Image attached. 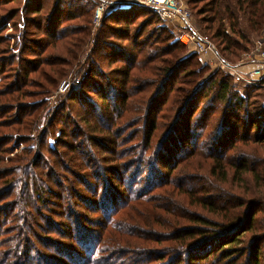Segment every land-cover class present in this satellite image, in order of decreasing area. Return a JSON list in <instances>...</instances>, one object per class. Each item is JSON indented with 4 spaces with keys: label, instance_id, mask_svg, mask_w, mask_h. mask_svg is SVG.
Segmentation results:
<instances>
[{
    "label": "trees",
    "instance_id": "trees-1",
    "mask_svg": "<svg viewBox=\"0 0 264 264\" xmlns=\"http://www.w3.org/2000/svg\"><path fill=\"white\" fill-rule=\"evenodd\" d=\"M14 1L22 3V0ZM0 2H3V7H6L9 0H0ZM188 2L190 6L204 3L203 7L196 9L194 16L202 27L199 26L201 31L209 39L216 40L214 44L219 54L227 56L223 53L226 51L235 56L240 55L241 51L245 53V42L250 41L251 36H262L264 34V0H189ZM55 5L56 15L59 14L58 21H75L84 17V26L80 30L91 32L90 28L92 29L93 23L88 20L91 10L84 9L76 14L70 13L71 9H67L62 0H55ZM24 7L25 5H19L17 12L3 10L5 12L2 16L4 29H10L9 22L12 21L13 24L10 23V26L16 30L12 36L15 55H21L24 41H27L26 37H23L27 31L25 17L23 16V13L26 12L23 11ZM44 8L42 5H36L31 9L38 16L42 14ZM61 9L65 12L60 15ZM135 13H138L137 16L132 17ZM141 14L152 15L154 20L157 19L155 29L149 31V24L146 25V29L144 26L141 28L142 32L156 37L154 44L149 45L153 50L152 54L144 56L146 46H139L138 40L132 43L131 52L128 53L131 60L126 61L125 68L120 70L123 78L120 79L118 85L111 86L115 89L123 88L124 92H121L119 96H115L114 91H111L108 95L104 90L95 92L101 100L110 101V98H113L115 100L114 106L122 107L119 114H116L115 107L109 110L110 126L99 128L101 132H104L106 144H96L97 148L104 146L103 153L107 151L113 153V160L107 158L109 160L107 163L115 166H110V168L97 167L95 162L89 161L86 156H81L78 144L63 142L65 146H62L60 138H67L68 134L66 132L68 130L72 131V126H55L56 129L51 126V119L54 117L53 121H55L57 112L61 109L65 113V109L70 107L68 100L73 101L76 98L75 93L78 87L81 90L83 88L89 89L84 81L92 80L97 83L99 77L106 80V74L97 71L99 58L96 61L89 60L90 66L88 69H83L84 74L79 72L76 78L74 77L68 100L61 102L54 108L49 120L46 114L49 107L43 109L46 106L44 107L42 103H33L29 106L21 102L37 93L40 95L43 93L44 97H49L54 93L49 92L50 89L42 87L45 86L44 83L28 77L30 73L41 70V67L45 64L43 58H39L36 63H28L31 66L30 70L26 66L25 69H22L23 71L16 72L12 76L11 84L0 85V166L5 165V161L9 162L6 170L4 172L0 171L1 193L9 192L7 195L13 196L15 201L19 199V201L25 202L29 209L26 212L30 213L31 218L34 220V222L23 224L17 222V226L14 227L12 226L14 222H8L14 217H5L7 222H3L2 226L4 228H15V242L13 251L6 248L12 246L11 242L7 246H2V242H0V264H225L226 262L230 264H264V234H258L259 221L257 218L259 212L262 211L261 207L264 206L262 192V189L264 190V167L252 166L251 162V164L241 163L235 168L241 173V176L236 175V179L231 180L234 183L243 184L244 186H240L242 189L248 188L244 175L251 172V168H254L256 187L259 189L255 187L253 195H258V197L251 199L250 203L240 200L242 198L230 195V191H225L223 188L224 185L229 183V172H231V169L234 170V167L227 165L233 159V151H240L242 154V150H238L239 146L250 142L264 147V123L253 121L256 118V111L264 112V96L257 102L259 110H255V102H252L255 90L264 91V80H261L258 86L247 85L244 92H241L237 89L234 79L219 70L211 74L205 84L201 86L200 83L204 78L202 73H204L205 68L192 63L197 60L199 55L195 53L186 54L187 47L180 42L179 34L170 30L167 22L153 8L130 6L128 9L127 7L116 9L111 11L110 14L105 13L104 20L112 19L117 25H121L119 22L124 21L126 28L130 30L128 27L132 28L134 19L139 18ZM17 17H20V21L23 22V25L19 28L17 27L18 24L14 23ZM37 23V26L41 27L39 21ZM211 29L213 32L209 31ZM72 30L77 32L75 28H72ZM67 32L66 30L55 32L52 38L54 40L63 39L66 37ZM140 35L139 33L137 37ZM100 36L105 38L104 34ZM85 37L87 38L88 34ZM3 40L4 38L0 36V44ZM97 43L94 42L95 49L99 45ZM105 45V43L101 45L104 50L107 49ZM92 56H96V53L94 52ZM110 56L111 54L106 53L100 57L109 58ZM9 60L12 61L13 59L9 58ZM186 61L192 63L191 66L189 65L190 68H184ZM154 64H158V67L153 68ZM17 65L20 67V58ZM51 67L55 68L56 65ZM5 69L4 65L0 66V83L5 76ZM52 70L53 73L47 74L51 76L54 82L58 83L61 74L55 69ZM146 72L152 74L157 72L160 76H154L155 78H151L150 82H142L143 74ZM159 80H161V84L157 86V89L158 87L159 89L152 96L144 98L145 100L132 98L133 95L130 92L133 90L148 91V84ZM131 83L135 85L133 88ZM37 84L40 85L39 92L37 90L25 91L26 86L36 87ZM169 85H171V88L167 89ZM129 87H131V90H127ZM173 90H177V93L175 94ZM182 95L183 99L181 100ZM2 96H5L10 102L3 99ZM84 98L90 100L89 97L84 96ZM203 103H205V106H210L206 112ZM215 103H221L229 112L233 108L240 112L243 111L248 121L240 125L239 129L240 131L243 129L242 133L233 134L234 129H232L231 134L228 136L224 135L219 138L217 135L215 148L207 151V154L209 152L210 157H212L213 165H210L211 168L209 167L207 173L199 170L201 173L209 174V176H206V186L203 188L202 185H198V181L186 176H179L180 173L176 172L179 170L180 163L189 156L190 148H192L191 154L196 152L195 154L199 155L206 151L200 147L203 145L202 132H206L210 137L218 130L226 129L230 121L228 115L223 116L220 122L216 121L214 117L219 113L214 108ZM61 105L63 107L60 108ZM83 106L88 105L83 102ZM132 106L138 108L137 118L133 120L134 125L138 128L131 131L129 137L123 138V128L129 127L131 124H124L122 120L126 117L125 114L133 112ZM78 109L82 110L84 108L79 107ZM253 109L254 112H252ZM9 111L10 119L2 116L9 113ZM86 111L90 112L92 109H86ZM207 112H211V114L205 119L199 116L200 113L205 115ZM71 113L73 115L74 112L71 111ZM185 117L187 121L181 122L182 118ZM64 123L65 120L62 121L61 125ZM54 124L56 125V123ZM210 126L213 128L209 129ZM1 127L7 133H2ZM63 127H67L66 130ZM10 130L15 133L10 134ZM73 133L75 134V132ZM15 135L32 136L33 140L30 141L37 143L40 148L33 151H30V148L24 149L20 155H14L6 160L1 154V148L7 140ZM160 135H163V139L157 144L158 152L152 155L156 149L155 141L160 138ZM47 136H50L51 141L54 143L53 145H46L47 152L51 150L52 152L55 151L56 154L51 155L49 153L51 160L45 159L42 155L43 151H41L44 148L42 141ZM197 137L201 141H195ZM137 138L141 141L139 142ZM183 139L185 142H183ZM190 140L195 142L191 143ZM109 141L115 144L108 146L107 142ZM179 142L183 143L178 145ZM61 147H64L62 148L64 150L58 152ZM65 148H68V150L66 151ZM17 149L18 146H16ZM176 150L183 152L178 159L176 157L179 156V153ZM254 151L257 154L254 153L255 155L250 156V160L254 161L256 159L258 163H264V153L258 148ZM65 154L68 155L66 157L67 162L65 158L62 159ZM187 154L188 156H186ZM146 155H149L150 157H148L151 160L152 156L158 157L157 162L165 167L163 171L168 180L164 183L150 182L149 185L152 188L148 192L144 190V186L141 191L134 192L136 189L135 184L130 183L127 177L130 176V173L135 178L145 175L140 174L142 170L141 168L138 169L135 163H141ZM43 163H47L49 167L47 172L40 174L38 171L41 170L40 165ZM102 172L110 174L121 187L118 188L110 182L104 184L99 182L95 186L96 190L92 193L94 197L103 198L105 201L110 202L112 208L107 207L109 208L108 211L113 210L112 216L107 214L105 216L106 222L100 220L85 224L89 228H81L74 238H72L73 236L63 238L60 235L63 240H50L56 238L55 235L60 225L55 220V213L53 212L59 211L56 209L61 207L59 203L61 189L67 195L70 194L72 198L81 200L83 196L78 191L79 186L76 185H79L82 181L83 174L88 178L95 176L97 180ZM69 175L74 176L73 181H70ZM44 178L45 180H43ZM178 178L183 179L184 182H176V184L181 186L182 189L190 190V192L201 195L204 190L207 193L209 191H223L232 199H237V201L233 200L232 202H230V199L221 198L217 202L208 201V197H213L208 196V194L204 198L206 200V204L203 205L204 210L207 209L208 203L211 204L212 210H210V213L222 217L225 221L209 220L205 216H196L195 213L193 215L175 214V206L171 207L174 204L173 200L169 202L167 198H163L158 201L156 197H159V195H155V193L158 190L173 187ZM56 184L62 186L59 191L55 190ZM206 187L209 190H206ZM128 193L132 194L129 195ZM168 193L171 194L172 190H169ZM110 194H113L114 197H110ZM17 196L18 198H16ZM12 203L15 204L11 207L17 205V202ZM230 203L242 204V211L230 215L224 210L226 213V216H224L223 208L220 207L226 209V205ZM246 206L247 208L244 209ZM169 214H172L173 219L169 218ZM41 218H43V222L40 221ZM128 220L131 221L130 225ZM183 220L197 223V225L191 227L182 224L181 221ZM4 228L2 236L0 234V240L7 230ZM62 231L69 233L64 229ZM53 235L55 237H52ZM64 243H68L69 248ZM4 248L5 250H3ZM32 250L35 251V254ZM79 251L86 253L87 256L83 257V254H80Z\"/></svg>",
    "mask_w": 264,
    "mask_h": 264
},
{
    "label": "rangeland",
    "instance_id": "rangeland-1",
    "mask_svg": "<svg viewBox=\"0 0 264 264\" xmlns=\"http://www.w3.org/2000/svg\"><path fill=\"white\" fill-rule=\"evenodd\" d=\"M64 2V6L71 9L70 13H80L81 10L84 9H89L91 10V15H88V20L89 22L92 21V29L90 28L91 32L88 33L87 30H80L83 28L85 22V18L77 19L75 21H68V20H62L61 22L57 20L59 17V14L56 15V5H55V0H22V3L20 4L19 2H15L14 0H9V3L6 7L4 6L3 2H0V36L4 38L3 42L0 44V66L4 65L6 68V73L4 78L1 79V86H4L6 84H11L12 82V76L16 72L23 71L22 69H25L26 66L30 70L31 66L28 65V63H36L39 58H43L45 61V64L41 67V70H38L37 72H32L28 76L29 79L32 80H37L45 84V86L48 89H50L49 92H54L51 96L49 97H44L43 93L40 95L39 93L32 95V97L27 98L22 100L21 102L26 103L27 105L31 106L33 103L37 104H44L43 109H49L46 110L47 114V119L49 120L50 116L53 114L54 108L60 104L61 102H64L68 100V96L70 94V91L72 90V84L74 82V77L78 75L79 72H85L83 69H88L90 64L89 60L91 61H96L97 58H99V63L97 65V71L100 73L106 74V80L102 79L99 77L97 80V83L93 82L92 80L89 81H84L86 86L89 87V89L83 88L81 90L80 87L77 88V92L75 93L76 98L73 101L68 100V104L70 107H67L65 109V113L62 112V110L58 109L57 114L55 115V121H53L54 117L51 119L53 126V129H56L57 127L55 126H72V131L68 130L66 134H68V137L60 138V142H62V146H65L63 142H69V143H75L79 145V153L81 156H86L89 161H93L96 163L97 167L100 166V168H105L110 166H115L111 165V163H107L109 160H113L114 155L113 153L107 151L106 153H103L102 151L105 150L104 146H101V148H97L96 144H106L104 141L105 136L104 132H101V129L104 126L108 128L110 126V118H109V113L110 109L115 107V100L113 98H110V101H103L101 100L95 92H102L103 90L107 93L108 95L111 91H114L115 96H119L121 92H124L123 88L120 89H115L111 86L118 85L120 82V79L123 78V75H121L120 70L125 68V62L130 61V57L128 56V53L131 52L132 49V43H135L137 40L139 42V46H146V51L144 53V56H149L152 54L153 50L149 46L150 44H154V40L156 37L154 36H149L148 34L144 33L141 31V28L144 26L146 29V25L149 24V31L153 30L156 28V20L152 17V15L148 14H141L139 18L134 19L132 28L128 27L130 30L126 28V25L124 24V21L119 22L121 25L115 24V21L111 20H104L105 14H103L102 19L100 22H97L95 16L98 8V3L99 1H105V0H62ZM189 10H191L193 16L195 15V11L198 8H201L204 6V3H197V4H192V6L189 5V0H183ZM195 1V0H194ZM8 2V1H7ZM76 4V5H73ZM23 6L24 10L26 11L23 13V16L25 17V22L27 26V31L24 33V38L26 37V42L24 41L23 45V52L21 55L19 54H14V49L15 46L13 44L12 36L15 34L16 30L14 27L10 26V23L13 24L12 21L9 22V28L10 29H4L5 25H3V15L5 14V11H13L17 12L18 6ZM36 5H42L44 8L43 12L41 15H35L34 12H32L33 7ZM71 5V7H69ZM86 5V6H85ZM29 6L30 9H29ZM55 6V7H54ZM195 9L193 11V9ZM128 9V8H127ZM65 11L61 9L60 15L63 14ZM53 13V14H52ZM110 14L111 12H107ZM52 14V15H51ZM138 13H135L132 15V17L137 16ZM32 18V20H30ZM65 18V16H64ZM63 19V18H62ZM104 22H103V21ZM37 21H39L40 26H37ZM102 22V23H101ZM14 23H17V27L19 28L21 25H23V22L20 21V17L15 18ZM117 23V21H116ZM88 24V23H87ZM3 25V26H1ZM104 25V26H102ZM167 25L170 30L175 31L176 34L179 33V29L181 27V23H167ZM193 25L196 27L201 33V25H199L197 19L193 18ZM201 28H200V27ZM72 28H75L77 32L72 30ZM168 29V30H169ZM61 30H66L67 35L63 39L59 40H54L52 38V35L55 32H61ZM211 32V30H209ZM141 34L139 37H137L138 34ZM88 34V37L86 38L85 35ZM101 34L105 35V38L103 36H100ZM204 34V33H203ZM99 35V36H98ZM99 37V38H98ZM212 37V36H211ZM6 38V39H5ZM97 38V40H96ZM213 43L216 41L214 39L211 40ZM94 42L99 44L97 45L95 49ZM103 43H105L107 48L104 50V48L101 46ZM263 43L264 44V34L262 36H251L250 41H246L244 44V49L246 50L245 53L244 51L240 52V55H232L230 52L226 51L223 52L227 54V56L222 55L221 53L219 54L217 51V58L208 56V55H199L197 57V60L192 62L193 64H198L200 67H204V73H202L203 81L200 83L201 86L205 84V81L209 76L216 71L222 70L224 74L229 75L230 78H233L236 85L237 89L240 90L241 92H244L245 87L248 85L246 82H236V73L240 74H245L242 71V65L244 66H249L250 64H253L256 62V56L254 55L251 60L247 59V54L246 52H254L255 47L259 44ZM116 49V50H115ZM96 53V56H92L93 53ZM111 54L109 58H101L100 56H103L104 54ZM186 54H192L189 49H186ZM13 59L12 61L9 60ZM20 58V67L17 65L19 62ZM158 63V62H157ZM190 61H186V65L184 68H190L192 65ZM51 64V65H50ZM191 64V65H190ZM53 65H56L55 68L51 67ZM190 65V66H189ZM33 66H35L33 64ZM158 67V64H154L153 68ZM57 70L61 75V79L59 82H54V80L49 76L47 73H53V70ZM166 73V72H164ZM84 74V73H83ZM41 75H44L43 77ZM143 79L142 82H150V79H154V76H160L157 72L155 73H149L146 72L143 74ZM65 76V77H63ZM3 80V81H2ZM140 80V79H139ZM66 83L69 85L68 90L62 91L61 86ZM54 84V85H52ZM161 84V80L149 83L148 84V91H132L130 92L133 96V99H143L146 97H150L154 94V92L159 89H157V86ZM132 85V88L133 85ZM130 85V86H131ZM138 85V84H137ZM258 82L255 84H252V86H258ZM95 86L94 88H92ZM40 85L37 84L36 87L34 86H26L25 91L29 90H37L39 92ZM174 87V86H173ZM199 87V86H198ZM171 85L167 87V89H170ZM138 89H140L138 87ZM205 89V88H203ZM202 89V90H203ZM127 90H131V87L127 88ZM174 93H177V90H173ZM48 92V93H49ZM83 92V93H82ZM82 93V94H80ZM84 94V95H83ZM84 96L89 97L90 100L87 98H84ZM253 98L252 102L254 103V106H256L255 110H259L257 106V102L263 98L264 96V91H257L253 93ZM256 96V97H255ZM3 99L7 100L10 102L8 99L5 98V96H2ZM180 99H183V95L180 97ZM83 102H85L88 106H83ZM92 102V104H91ZM185 102V101H184ZM205 102V101H204ZM263 102V101H262ZM190 103V102H189ZM260 104H262L260 102ZM63 107V105L60 106V108ZM79 107H82L84 109L80 110L78 109ZM203 107L205 108V112L210 108V106H205V103H203ZM116 108V114H119L122 107H115ZM214 108L217 110L219 113L214 117V119L218 122H220L225 115L227 114L229 118V123L227 124L226 129L218 130L216 133H213L210 137L207 135L206 132L201 133V138L203 141V145L200 146L203 151L201 154L197 155L195 154L196 152H193L191 154L192 148H190V154L186 156L187 159L183 162L180 163L178 166L179 170L176 173H180L179 176L182 177H188L194 181H198V185H202L203 188L206 186V176H209V174H204L201 172H208L210 165H213V161L211 160L212 157H210L209 152L207 154L208 150L214 149L215 148V138L217 135L219 138L224 135H230L232 129L233 134H239L243 132V129L240 131V125L242 123H245L248 121L247 117L244 115L245 113L243 111H238L236 108H233L230 112L227 111V108L224 107L221 103H215ZM42 109V110H43ZM76 109H78L76 111ZM92 109V111L88 112L86 111ZM133 112L129 114H125V118L122 120L124 124L130 123L129 127L123 128V138H127L130 136L131 131L136 130L138 126L134 125L133 120L137 118V109L132 106ZM72 112L73 115H72ZM254 112V109L253 111ZM211 114V112L205 113H200V117L202 119H205ZM5 118L10 119V111L9 113H6ZM67 116V117H65ZM256 118L253 119V121L258 122V123H264V112L263 111H256ZM22 118V117H21ZM47 120V121H48ZM65 120V123L63 125L62 121ZM187 119L182 118L181 122H186ZM21 122V119H20ZM56 123V125L54 124ZM121 123V122H120ZM64 130H66L67 127H63ZM213 127L210 126L209 129H212ZM182 129V127H181ZM184 129V128H183ZM238 131V132H237ZM1 132L2 133H7L3 127H1ZM11 133H15L13 130L9 131ZM75 132V134L73 133ZM255 132V130H254ZM166 130V134H167ZM79 134V135H78ZM11 138V137H10ZM29 138V141H28ZM59 139V137L57 136ZM141 139V137H139ZM137 138V140L140 142L141 140ZM146 138V137H145ZM45 140L42 141V144L44 145V148L41 149L42 155L44 156L45 159L51 160V155H56L55 151L52 152H47V147L46 145H53L54 143L51 141V137L47 136L44 138ZM163 139V135H160V138L155 141V146L156 149L152 153V155H155L158 152L157 144L161 142ZM27 140V141H26ZM32 136L27 137V135H15L13 138L7 140V142L2 146L1 148V154L2 156L7 160V158H11L14 155H20L22 150L30 148V151H33L38 147L37 143H34ZM201 139L197 137L195 141ZM11 141V142H9ZM195 141L190 140L191 143H194ZM183 142L184 139H183ZM183 142H179L178 145H181ZM112 143L111 141L107 142L108 146H111ZM136 144V143H135ZM187 145V143H185ZM177 145V144H176ZM16 146H18V149L16 150ZM113 146V145H112ZM64 147H61V149L58 150V152H62V149ZM128 148V147H127ZM258 148L264 153V147L260 146L258 144H253V143H247L246 145H240L238 150H242V154L240 151H233V159L229 161L230 167H234V170L231 169V172H229L228 177H229V183L228 185H224L223 188L225 191H230V195L237 196L238 198H242L240 200L250 203L251 199L257 198L258 195H253L256 182H255V171L254 168H251V172H247L246 175H244L245 179L247 180V189H242L240 186H244L241 183H234L231 179H236V175H240L241 173L238 172V170H235V168L241 164V163H247L251 164L252 166H257V167H264V163H258L257 160L255 159L250 160V156L255 155L256 153L254 150ZM54 149V148H53ZM49 150V149H48ZM65 150L67 151L68 148ZM40 152V150L38 149ZM177 153H179V156L176 157V159L180 158L181 155L183 154L182 151L176 150ZM257 154V153H256ZM151 155V156H152ZM68 155H64L62 159H66ZM149 155H146V158L141 163H135V165L139 168H141L142 173L140 174H145L144 176H139V177H134L130 173V176H128V180L130 183L135 184V191L134 192H139L141 191V188L144 186V190L147 192L151 190V186L149 185L150 182L155 181L156 183L158 182H166L168 180V177L166 176L164 170V166L160 163L157 162L158 157L157 156H152V160L148 157ZM107 158H110L109 160ZM119 160V159H118ZM137 160V159H136ZM136 162V161H134ZM9 162L5 161V165L0 166V171L4 172L6 170V166H8ZM41 170L38 171V173L43 174L47 172V168L49 167L47 163H43L40 165ZM182 172H181V170ZM211 168V167H210ZM119 170V169H117ZM201 172H200V171ZM96 171V170H95ZM133 172V170H132ZM145 172V173H144ZM79 173V171H77ZM5 174V173H4ZM70 176V181L74 180V176ZM105 176V177H102ZM126 176V175H125ZM99 179H95V176L93 178H88L82 176V181L79 183V189L78 191L82 194L81 200L74 199L70 194H66L64 190L61 189L60 184H56L55 190H60V195H59V203L61 207L57 208L56 210L59 211H54L55 213L54 217L55 220L59 222L58 226V232L56 233V238L50 239V240H63L61 239L62 237H67V236H73L74 238L76 234L79 232L81 228H89L86 227L85 224L90 223V222H96L103 220L106 222L105 216L107 214H112L113 210L108 211L109 208L107 206H110L112 208L111 204L109 201H105L103 198H96L92 194L96 190V185L101 182V183H108L110 182L111 184H115V186H118V188H121L120 185L115 181L116 179H113V177L110 174H100ZM102 177V179H100ZM242 178V177H241ZM45 180V178L43 179ZM184 182L183 179L178 178L175 181L174 186H170L168 189H161L158 190L156 194L159 195V197H156L158 201L162 200L163 198H167L168 201L173 200V205L171 207H174L175 214H186V215H196V216H205L209 220H220V221H225L222 217H219L213 213H210L211 204L208 202V207L206 210H204L203 205L206 204V200L204 198L207 196H213L212 198L208 197V201H215L219 198L221 199H230V202L233 200L237 201V199H232L231 196H227L223 191H203L201 195L196 192H190V190L181 188V186L177 185L176 182ZM188 181V179H186ZM114 182V183H113ZM202 183V184H201ZM2 183L0 182V234L2 236V230H3V222H7L6 218L7 216L9 217H14L8 222H14L12 226H17V222L27 223V222H34V220L31 218L30 213H27L26 210H29L27 207V204L23 201H19V199H16L17 201L14 200L13 196H8L7 194L9 192H5L4 194L1 193L2 191ZM163 188V187H162ZM259 189L258 187H256ZM172 190V193L169 194L168 191ZM206 190H209L206 187ZM263 195H264V190L262 189ZM123 192L121 191V194ZM145 193V192H144ZM131 195L132 193H128ZM14 195V193H13ZM110 197H114L113 194H110ZM18 198V196L16 197ZM261 198V197H260ZM11 202V203H10ZM12 202H17V205L14 207H11V205H14L15 203ZM105 202V203H104ZM224 206V205H222ZM242 204L237 205V203H230L229 205H226L225 207H220L223 208L222 212L224 216H226L225 212H228V214H238L242 211ZM250 206V204H249ZM16 208V209H15ZM211 208V209H210ZM247 206L244 208L246 209ZM18 209V210H17ZM114 209V208H113ZM262 211L259 212L257 218L259 221V228H258V234H264V206L261 207ZM17 210V211H16ZM225 210V212H224ZM69 212V213H68ZM53 215V214H52ZM242 215V214H241ZM112 216V215H111ZM169 218L173 219L172 214L168 215ZM193 217V216H192ZM40 221L43 222V218L40 219ZM182 224L189 225L191 227H194L197 225V223H192L189 222L188 220H183L181 221ZM128 224H131V221L128 220ZM81 225V226H79ZM263 226V227H262ZM4 229H7L5 234L3 235L2 239L0 240L1 245H8L9 242L12 243V246L10 248L7 246L6 248L8 250L13 251V246L15 242V228H9L5 227ZM62 229L66 230L69 233H64ZM256 232V231H255ZM62 235V237L60 236ZM54 235L52 237H55ZM77 238V237H76ZM65 245L68 246V243H64ZM89 246V245H88ZM91 246V245H90ZM28 249V247H27ZM87 249V247H86ZM85 249V251H86ZM5 250V248L3 249ZM2 250V251H3ZM34 250H36L34 248ZM33 251V250H32ZM44 251V250H42ZM35 254V251H33ZM80 254H83V257H86L87 254L84 252H80ZM224 263V262H223ZM225 264H230V263H225ZM242 264V263H240Z\"/></svg>",
    "mask_w": 264,
    "mask_h": 264
},
{
    "label": "built area",
    "instance_id": "built-area-1",
    "mask_svg": "<svg viewBox=\"0 0 264 264\" xmlns=\"http://www.w3.org/2000/svg\"><path fill=\"white\" fill-rule=\"evenodd\" d=\"M130 6H147L155 9L161 18L167 23H181L179 39L191 53L197 55L217 56L215 44L205 34L201 33L193 25V14L183 0H105L99 1L96 12V20L100 22L103 14L116 9L129 8ZM187 38V42L184 39ZM247 59L256 56V62L260 66L248 74L236 73V82H246L248 85L264 80V44L259 43L254 52L246 53ZM69 85L64 83L62 91H67Z\"/></svg>",
    "mask_w": 264,
    "mask_h": 264
},
{
    "label": "crops",
    "instance_id": "crops-1",
    "mask_svg": "<svg viewBox=\"0 0 264 264\" xmlns=\"http://www.w3.org/2000/svg\"><path fill=\"white\" fill-rule=\"evenodd\" d=\"M244 65H242V71L245 74L250 73L251 71H253L254 69H256V68H258L260 66L258 63H253V64H250L249 66H244Z\"/></svg>",
    "mask_w": 264,
    "mask_h": 264
},
{
    "label": "bare ground",
    "instance_id": "bare-ground-1",
    "mask_svg": "<svg viewBox=\"0 0 264 264\" xmlns=\"http://www.w3.org/2000/svg\"><path fill=\"white\" fill-rule=\"evenodd\" d=\"M187 41H188L187 38H185V39H184V42L186 43Z\"/></svg>",
    "mask_w": 264,
    "mask_h": 264
}]
</instances>
